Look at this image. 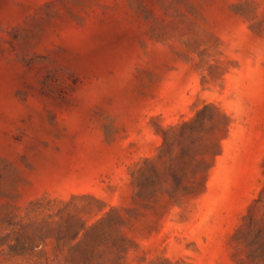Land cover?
<instances>
[{
    "label": "rangeland",
    "instance_id": "rangeland-1",
    "mask_svg": "<svg viewBox=\"0 0 264 264\" xmlns=\"http://www.w3.org/2000/svg\"><path fill=\"white\" fill-rule=\"evenodd\" d=\"M0 264H264V0H0Z\"/></svg>",
    "mask_w": 264,
    "mask_h": 264
},
{
    "label": "trees",
    "instance_id": "trees-1",
    "mask_svg": "<svg viewBox=\"0 0 264 264\" xmlns=\"http://www.w3.org/2000/svg\"><path fill=\"white\" fill-rule=\"evenodd\" d=\"M201 112L198 111L196 113V118L198 117V115L200 114ZM196 118H192V120L189 121H186V123L188 124V127H190V124H191V121H193V119L195 120ZM190 123V124H189ZM184 124V123H183ZM175 134L174 130L172 129V127H169V128H166V129H162L161 130V136H162V146H161V156H166L167 155V158L165 160V163H166V168L169 170L171 168V164L172 162L169 161L171 158H170V155L173 153V150H174V140H175V137L173 136ZM158 177V173H157V170L155 167H153L151 169V174L147 175L146 176V180L147 181H150V182H153V180L155 178ZM149 225V224H148Z\"/></svg>",
    "mask_w": 264,
    "mask_h": 264
}]
</instances>
